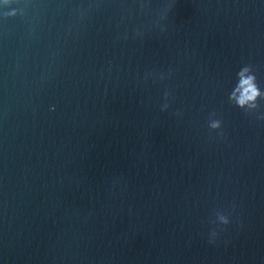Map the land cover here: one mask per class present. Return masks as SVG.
I'll return each mask as SVG.
<instances>
[{"label": "water", "instance_id": "1", "mask_svg": "<svg viewBox=\"0 0 264 264\" xmlns=\"http://www.w3.org/2000/svg\"><path fill=\"white\" fill-rule=\"evenodd\" d=\"M245 65L262 0H0V264H264Z\"/></svg>", "mask_w": 264, "mask_h": 264}, {"label": "clouds", "instance_id": "2", "mask_svg": "<svg viewBox=\"0 0 264 264\" xmlns=\"http://www.w3.org/2000/svg\"><path fill=\"white\" fill-rule=\"evenodd\" d=\"M262 3H264V0H262ZM238 75L241 77V82L237 91L241 92V94L239 97H236L235 94H233L231 99L236 100V103L241 108L256 107L258 99L261 96H264V90L259 87L252 68L245 65L240 69ZM213 126L218 127V122ZM225 223H227V220H225Z\"/></svg>", "mask_w": 264, "mask_h": 264}]
</instances>
